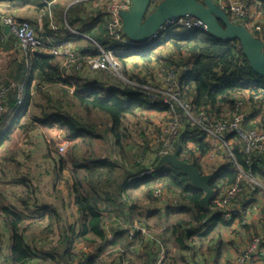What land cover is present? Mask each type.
Instances as JSON below:
<instances>
[{
  "label": "rangeland",
  "instance_id": "obj_1",
  "mask_svg": "<svg viewBox=\"0 0 264 264\" xmlns=\"http://www.w3.org/2000/svg\"><path fill=\"white\" fill-rule=\"evenodd\" d=\"M71 1L67 0L64 3L69 4ZM159 1L154 0V3L152 2L151 11L160 3ZM214 1L223 9L225 8L229 15L231 14L235 23L251 27L257 36L264 39V12H262L264 0ZM157 2L159 3L157 4ZM13 8V6L8 7L7 3L1 4L0 13H14ZM26 10L23 7L15 13L20 17H26ZM183 21L187 22L188 20ZM92 39L90 41L95 43L96 40ZM80 45L87 46L88 42L82 41ZM155 50L156 54L153 56V61L146 62L134 58L125 63L122 62L120 74H113L114 77L130 82L134 86H140L147 92L151 102H167L169 105V108L162 106L161 109L151 110L141 107L128 114L123 121V128H126L128 133V138L124 141L123 147L117 146L112 139V135L107 133V130L111 128L112 121L106 114L96 110L88 114L82 108L67 107L66 109L76 113L78 118L90 127L91 130L88 128L90 132L95 131V135L84 134L82 137L70 139L64 135L66 131L58 123L43 124L39 121L33 123L30 119L32 115H30L22 119V123L34 124L36 127L27 132L20 127L22 125L18 126L11 132L9 138L0 148V194L3 197L2 203L16 208L26 217L21 225L31 248L30 252L33 255L31 262L28 264H88V261H91V264H148L150 260L151 264L152 262L153 264H165L168 251L174 255L178 254L174 247L176 246L175 238L179 234H173L172 228L175 224L174 221L181 215L184 217V214L181 210L179 211L177 196L167 190H161L163 193L161 201L158 202L159 200H156L154 195L152 197L155 200L148 196V188L142 192V188L140 189L137 185L133 187L132 197L124 193L118 198L116 204L121 203V208H118L115 204L109 205L106 202L103 205L100 202L99 207L103 214H106L107 244L97 242L92 236L86 238L76 237L72 245L68 244L69 230L73 228L79 233L84 223V218L76 204V195L73 192L75 190L73 186L74 176L72 175L75 168L73 159L80 161V164L99 158L108 159L109 162L119 165L116 172L119 176L124 172L122 166L133 168L136 159L143 161L142 165L150 162L149 166H154L157 154L174 152V137L181 134L186 137V141L180 139L183 157L185 159L190 157V161H196L204 173L211 174V170L223 164L221 163L222 160L217 161L216 157H212V160L206 158V155L212 149L209 142L207 143L211 149L207 154H204L192 143L191 136L188 140V130L191 128L186 129L183 124L187 121L196 133H202L199 126L191 124L193 120H195V123L200 121L198 116H194L193 119H184V123L178 120L177 122L180 124L177 128L171 120L175 116L173 109L177 106L193 105L196 111H198V108L194 105L193 97L190 99L193 102L187 101L183 95L182 100L185 102L182 103L179 98L176 101L180 104L171 101L175 93L180 92L177 87V80H180L179 75L184 69L179 63L180 59L183 58L179 55V50L170 44L162 48L157 47ZM182 52H186V50L182 49ZM1 55L0 68L3 63L10 64V57L8 55L1 57ZM159 55L162 59H158ZM69 73L72 74L73 72L70 71ZM92 75L89 74V76ZM87 81L90 83L99 82L94 77L88 78ZM20 85H24V87L28 85V90L32 89L35 92L36 87L40 85V81L38 78H33L29 82L27 81V84L23 82ZM43 85L45 86V84ZM44 89L51 96L56 97L62 94L61 89L54 87H44ZM185 90L192 93L189 88ZM262 93L264 95V92ZM246 94V92H242L240 97L233 96V99L224 105L226 117L239 118L241 125L250 123L259 116V113L249 110L242 115L239 113L245 111L248 106L240 105L239 111L237 106L256 99L262 101L264 99L263 96ZM43 95V93H39L34 98L35 100L29 107L30 113L42 115L36 104L46 106L47 102L41 99ZM162 103L161 105H163ZM231 106L233 108L229 111ZM10 110L11 108L4 113L6 117L10 118ZM59 113L64 114V112ZM262 114L264 115V113ZM40 118H45V116ZM172 125L175 126V131H173ZM79 128L82 129V126ZM178 131L180 133H177ZM3 134L4 132H1L0 137ZM198 136L201 137L202 135L198 134ZM61 138H65L64 149H61L60 143L56 144ZM203 139L205 142V137ZM238 149L240 147L237 145L234 150L235 154ZM149 155H151V158ZM153 156H155L154 159ZM230 164L233 169L235 168V171L239 172V167L233 159ZM242 169L246 174L254 176L252 172L246 171L243 167ZM27 181L30 183V187H26ZM163 184V180L153 183V193H156L155 188H160ZM105 189L106 187H104V191ZM104 191L101 190L102 193ZM259 191L264 193L263 189ZM254 200L257 203H262L261 200H259L260 202L257 199ZM171 204L172 206H169ZM49 206L55 209L52 214L47 208ZM252 206L253 203L243 206L242 212L245 216L239 221L226 217L220 211L217 212L220 218L218 224L210 228L212 223L209 225L208 222L209 226L207 225L206 229L205 227L201 228L202 230L196 233L194 239L192 238L193 241L190 242L194 249L192 257L195 263L191 259L186 263L180 262L179 264H232L235 260L232 244L228 245L227 242V248L224 249V251L228 249L231 254L221 255L220 239L233 241L235 233L239 232L240 229L245 231L243 233L246 234L250 225L256 226V224H259L258 221L261 220L262 222L263 219L261 218L256 220L246 216L248 208ZM252 208L253 213H259L258 209H261V206L256 205ZM4 216L0 212V264H8V260L5 258L11 247L10 230L7 231L5 228ZM187 219H190L189 215ZM26 225H29V227L24 229ZM117 234H121V237H118ZM109 241L117 242L108 244ZM217 247H221V250L219 251ZM102 248L103 251H99ZM68 249L69 254L67 255L66 251Z\"/></svg>",
  "mask_w": 264,
  "mask_h": 264
},
{
  "label": "trees",
  "instance_id": "obj_2",
  "mask_svg": "<svg viewBox=\"0 0 264 264\" xmlns=\"http://www.w3.org/2000/svg\"><path fill=\"white\" fill-rule=\"evenodd\" d=\"M152 2L154 3V0H152ZM159 2H161V0ZM159 2H157V4ZM5 3H7L8 7H14V13L24 5H34L51 19L54 16V18L58 17L63 19V7H66L62 6L59 0H0V5ZM262 8V12H264V7ZM78 12L79 10L71 8L67 16H65L71 27L78 22H80V24H86L87 21H91L90 17H88L87 20L83 18V16L80 17ZM14 13H0V16L13 15L19 20L27 21ZM230 17L233 21L234 18L231 14ZM104 18L106 22V17L104 16ZM182 18L195 21L193 17ZM31 25L35 27L32 23ZM35 29L39 32L36 27ZM55 29H59V27L52 28V30ZM248 29L257 36L256 32H254L251 27H248ZM92 31L94 30L82 29L83 33L90 34L94 40H96L95 43L88 40V45L85 47H78V45H75L78 49L72 45V50L79 56V59H83V57L96 58L101 55L102 49H105L112 51L119 59L121 65L122 62L125 63L134 58L148 62L153 61V56L156 54L155 48H162L168 44L173 45L179 50V55L183 57L180 59L179 63L184 69L179 75L180 80H177V87L180 94L183 95L186 100H190L193 97L194 105L198 109L210 105L218 111V118L225 115V103L232 100L233 96H242V92H246V95L263 96L264 98L262 93L264 92V77L252 68L240 41L218 38L209 33L206 27L204 29L202 27L176 26L160 37L144 42L130 41L129 45H120L109 37L107 22L105 26L103 25L100 27L97 33ZM41 35L48 45H64L61 43L65 40L64 38L60 39L50 36L47 39L46 36L43 34ZM73 39L67 38V40L71 41ZM74 43L80 42L74 41ZM182 49H185L186 52H182ZM25 53L26 51L22 48L17 35L12 31L6 33L4 27L0 25V55L2 54L1 57L4 55L10 57V64L7 65L3 63L0 68V89H5L0 99L2 109L0 111V133L4 132L0 137V147L5 143L7 138H9L11 132L18 126L22 125L20 127L27 132L36 127L34 124L22 123V119L30 115H32L30 119L33 123L38 121L43 124H49L51 122L58 123L61 128L66 131V134H63L70 139L82 137L84 134L89 136L95 135L96 132H90V127L84 123L83 120L78 118L76 113L66 109L67 107L82 108L88 114H91L94 110L106 114L110 118V121H112V125H110L111 128L107 130V133L112 135V139L117 146L123 147L124 141L128 138L127 130L123 128V121L128 114L133 113L135 109L141 107L149 110L155 108L161 109L162 106L169 108L167 102H151L147 92L140 86H134L130 82L114 77L113 73L108 71L90 72L84 70V68H76L75 64L67 68L68 65L65 64L63 58L41 51H35L29 54ZM158 59H162L161 55H159ZM70 71L73 73L70 74ZM89 74L93 75L89 76ZM91 77L96 78L99 82H88L87 79ZM33 78H38L40 81V85L36 87L35 92L32 91V89L28 90V85L24 92L19 91L18 85L23 82L27 84V81L29 82ZM43 84H45V86ZM44 87L61 89L62 94L56 97L51 96ZM186 88H189L192 93L186 92ZM39 93L44 94L41 96V99L47 102L46 106L43 104H36L42 112L41 116L32 114L29 110V107L35 100L34 98ZM171 101L174 102L173 99ZM161 103L163 105H161ZM9 108H11L9 111L10 118L6 117L4 114ZM176 108L178 109L179 106ZM59 112H64V114H60ZM42 116H45V118H40ZM171 120H173L177 128L180 123L175 120V116L172 117ZM180 121L184 123V118H180ZM183 125L186 129L190 127L187 121H185ZM81 126L82 129L79 128ZM173 128H175V126H173ZM177 133L180 132L178 131ZM194 133L195 134L189 133L188 131V134H192V143L202 153L207 154L211 148L206 141L204 142L203 138L205 135L203 133H196V131H194ZM198 134L202 136L200 137ZM189 138L190 137H188V140ZM180 139L186 141L184 135L177 134L174 142L175 149L178 144H181L179 156L184 160L190 161V157L187 159L183 157L184 154ZM57 143L59 144L60 141L56 142V144ZM149 156L151 158V155ZM154 157L155 156H153V159ZM160 158V154H157L154 160L156 161L154 166H149L150 162L142 165L144 162L136 159L133 168L122 166L124 167V172L119 176L116 174L119 165L109 162L108 159L99 158L90 162H82L81 164L80 161L73 159V164L75 165L72 171V175L74 176L73 186L75 188L73 192L76 195V204L84 218V223L81 226L80 234L73 228L69 230L68 244L72 245L76 237L86 238L88 236L94 237V240L97 242H104V244H107L108 234L105 231L106 214H103L100 209V202H102L103 205H105L106 202L109 205L115 204L118 208H121V203L116 204L118 198L124 193L132 197L134 192L133 187L136 185L140 189L142 188V192L148 188V196L151 198L154 195V198L160 202L161 196H157L153 193L154 188L152 184L163 180L164 184L162 187L155 188V191L167 190L171 194L176 195L179 201V211L181 210L182 214H184V217L181 215V217H178V219L174 221L175 224L172 228L173 234H179V236L175 238L176 246L174 247L178 254L174 255L168 251L165 257V264L186 263L193 259L192 253L194 249L191 246V240L193 241V237L202 230L201 228L205 227L206 229L208 222L209 225L212 223L210 228L218 224V219L220 218L218 214L213 211L214 200L223 184H233L236 182L239 172L235 171V168L233 169L229 162L218 165L214 170H211L214 175L211 182V186L214 189V197L208 206L203 207L201 205V198L205 193L194 188L183 171L177 169L173 165L163 164L159 166L158 162ZM236 159L240 166L245 168L246 171L252 172L257 178H264L263 156L254 153L249 156L244 150L238 149L236 152ZM192 162H195L201 169L196 161L192 160ZM26 187H30L28 181ZM101 187L103 188L101 189ZM104 187H106L105 191ZM101 190H103L104 193H102ZM154 198L152 197V199ZM170 198L169 196V199ZM2 200L3 197L0 194V212L5 215L3 218L5 228L7 231L10 230L11 237V247L5 259L8 260V264H28L31 262L33 255L30 252L31 248L21 225L23 219L26 217L16 208L4 205ZM169 206H172V204ZM47 208H49L51 214L55 210L50 208V206ZM188 215L190 219H187ZM28 227L29 225H26L24 229ZM252 228L256 230L257 227L250 225L248 230L246 229L250 239ZM117 236L121 237V234H117ZM116 242L117 241H109L108 244H114ZM227 242L228 245H231L233 241L220 239L222 247L221 255H225L223 251L227 248ZM221 247H217V249L220 251ZM103 248L99 251L102 252ZM69 249L66 251L67 255L69 254ZM226 251H228V249H226ZM150 261L148 264H151ZM193 263H195L194 259ZM88 264H91V261H88Z\"/></svg>",
  "mask_w": 264,
  "mask_h": 264
},
{
  "label": "built area",
  "instance_id": "obj_3",
  "mask_svg": "<svg viewBox=\"0 0 264 264\" xmlns=\"http://www.w3.org/2000/svg\"><path fill=\"white\" fill-rule=\"evenodd\" d=\"M94 6L100 10V14L106 17L109 37H111L120 45H129L131 39H129L124 34L121 13L128 11L131 8L132 0H94ZM183 20H185V18L170 20L162 27V30L166 33L176 26L202 27L205 29V25L199 20L194 19L195 21L188 20L187 22H184ZM0 25L2 27L10 26V32L12 31L17 35L22 48L26 51L25 54L41 51L46 54L63 58L65 64L68 65L67 68H70L75 64L76 68H84V70L90 72L108 71L113 74L121 73V63L112 51L104 49L102 50L101 55L96 58L83 57V59H79V56H77L72 50L71 43H66L64 45H48L41 37L42 35L39 34L35 27H33L28 21L19 20L13 15H2L0 16ZM52 28L57 27L56 25H53ZM260 38L263 39L262 37ZM18 87L22 92H24L26 88L24 85H18ZM4 90L5 89H0V99L3 96ZM177 98H179L182 103L185 102L182 100V95L180 92L175 93L173 100L176 101ZM176 102L179 103L178 101ZM240 105H245L248 107L245 111L241 113L238 112L239 114L244 115L249 110H253L258 112L259 116L253 119L250 123L241 125L239 118H227L226 113L225 115H222L220 118H218V111H216L210 105L201 107L198 109V111H196L193 105L190 106L186 104L185 106L179 107L178 109H173V112L175 113L176 121L180 120L182 117L185 120L193 119L194 116H198L200 118L199 122L197 121L195 123V120H193L191 121V124L199 126L200 130L205 135V141L211 144L212 149L206 155V158L208 157L210 160H212V157H216V160H222L221 163L223 164L226 162L230 163L233 159L235 164L239 167V174L237 176L236 182L233 184H223L220 187V192L214 200V213L220 211L226 217L234 218L235 220L239 221L245 216L242 212L243 206L248 203H253V206H261V209H258L259 213H253L252 206L248 208V214H246V216L255 218L256 220L259 218L263 219L262 222L260 220L258 221L259 224H256V227L263 228L264 201L259 197L258 194L263 193L259 190H264V182L260 181L255 176L246 174L245 171H243L236 159L234 150L238 145L240 150H244L249 156L254 153L264 157V115L262 114L264 113V99L263 101L256 99L245 104H239L237 106L238 111L240 109ZM1 110L2 109L0 105V111ZM246 117L248 116L246 115ZM189 128H191L188 130L189 133L194 134L195 129H192V126ZM175 130L176 128H174L173 131ZM191 135L192 134H188L189 137ZM64 139L65 138L60 139L61 149H64L65 147ZM163 154L165 155L167 153H162L160 156H163ZM220 155L221 157L219 158ZM162 193L163 192L160 190L156 191L155 194L162 197ZM254 199H257L258 202L261 200L262 203H257ZM261 232V230H258L257 232H251V239L248 238V240H250L249 246L247 248L241 249V253L235 257V260L232 264H260L257 259L262 258L264 255V248H262L264 245V233ZM246 234L243 233V235ZM252 255L256 256L252 258L251 261Z\"/></svg>",
  "mask_w": 264,
  "mask_h": 264
},
{
  "label": "water",
  "instance_id": "obj_4",
  "mask_svg": "<svg viewBox=\"0 0 264 264\" xmlns=\"http://www.w3.org/2000/svg\"><path fill=\"white\" fill-rule=\"evenodd\" d=\"M152 0H132L128 11L121 13L124 34L133 41H148L170 20L193 17L202 22L207 31L224 40H239L252 68L264 77V40L256 36L246 25L236 24L230 15L214 0H163L150 10ZM10 32V26H4ZM181 144L174 152L159 159L158 165L171 164L189 178L192 186L203 191L201 205L206 207L214 197L211 186L213 174L204 173L195 162L179 156Z\"/></svg>",
  "mask_w": 264,
  "mask_h": 264
},
{
  "label": "crops",
  "instance_id": "obj_5",
  "mask_svg": "<svg viewBox=\"0 0 264 264\" xmlns=\"http://www.w3.org/2000/svg\"><path fill=\"white\" fill-rule=\"evenodd\" d=\"M65 1H67V0H59V2L61 3L62 6H66V7H63V12H64L63 19H60L58 17L54 18L55 16L51 19V18L47 17V14L46 15L43 14L44 13L43 11H40L36 6L31 5V4L23 6L27 9L26 14H25L26 17H21V18L26 19L27 21L31 22L38 29L39 33L46 36L47 39L50 36L57 37L60 39L64 38L65 40L63 42L71 43V45H74V47H76L75 45H78V47H80V46L85 47V45H80L81 42L93 40L92 39L93 37L90 34L83 33L82 29L83 28H86L89 30L92 29V30H94L92 32L97 33V31L100 30L101 26L106 25L105 18H104V16H102V14H100V10L94 6V0H72L71 3H69V4L64 3ZM71 8L79 10L78 15L80 17L83 16V18H86V20L88 17H90L91 21H87L86 24H82V23L80 24V22H78V23H75L71 27L68 24V20L65 17V16H67V13L70 11ZM53 25H56L57 27H59V29L52 30ZM67 38H72V39L74 38V39L71 41V40H67ZM74 41H78L80 43H74ZM63 42H61V43L66 44ZM232 108L233 107L231 106V108H229V111ZM258 179L260 181L264 182L263 181L264 178L262 179L259 177ZM258 195L264 201V193H260ZM251 230L252 231L261 230L262 231L261 233H264V225H263V228L257 227L256 230L253 228ZM243 232H245V231L240 229V231L235 233V235L233 237L234 240L232 242V250H233L234 257H236L237 255H239L241 253V249L247 248L249 246V243H250V240H248L249 237L247 234L243 235ZM223 253H225V256L228 254H231L230 252L228 253V251H226V252L223 251ZM255 256L256 255L251 256V261H252V258H254ZM257 261L260 264H264V255L262 258H260V259L258 258Z\"/></svg>",
  "mask_w": 264,
  "mask_h": 264
},
{
  "label": "clouds",
  "instance_id": "obj_6",
  "mask_svg": "<svg viewBox=\"0 0 264 264\" xmlns=\"http://www.w3.org/2000/svg\"><path fill=\"white\" fill-rule=\"evenodd\" d=\"M165 32L161 29L158 33H157V35H155L153 38H151L150 40H152V39H154V38H157V37H160V36H162L163 34H164ZM150 40H148V41H150ZM132 42H135V41H133V40H131ZM142 42H144V41H142Z\"/></svg>",
  "mask_w": 264,
  "mask_h": 264
}]
</instances>
